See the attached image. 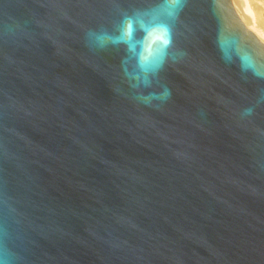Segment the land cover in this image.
<instances>
[{
  "label": "water",
  "instance_id": "1",
  "mask_svg": "<svg viewBox=\"0 0 264 264\" xmlns=\"http://www.w3.org/2000/svg\"><path fill=\"white\" fill-rule=\"evenodd\" d=\"M0 264H264V44L230 0H0Z\"/></svg>",
  "mask_w": 264,
  "mask_h": 264
},
{
  "label": "bare ground",
  "instance_id": "2",
  "mask_svg": "<svg viewBox=\"0 0 264 264\" xmlns=\"http://www.w3.org/2000/svg\"><path fill=\"white\" fill-rule=\"evenodd\" d=\"M247 30L264 44V0H230Z\"/></svg>",
  "mask_w": 264,
  "mask_h": 264
},
{
  "label": "snow or ice",
  "instance_id": "3",
  "mask_svg": "<svg viewBox=\"0 0 264 264\" xmlns=\"http://www.w3.org/2000/svg\"><path fill=\"white\" fill-rule=\"evenodd\" d=\"M128 31H129V33H131V31H132V25L131 24L128 25Z\"/></svg>",
  "mask_w": 264,
  "mask_h": 264
}]
</instances>
